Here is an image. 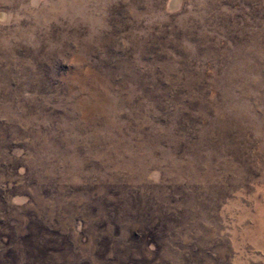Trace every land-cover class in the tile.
Wrapping results in <instances>:
<instances>
[{
  "label": "rangeland",
  "instance_id": "obj_1",
  "mask_svg": "<svg viewBox=\"0 0 264 264\" xmlns=\"http://www.w3.org/2000/svg\"><path fill=\"white\" fill-rule=\"evenodd\" d=\"M0 264H264V0H0Z\"/></svg>",
  "mask_w": 264,
  "mask_h": 264
}]
</instances>
